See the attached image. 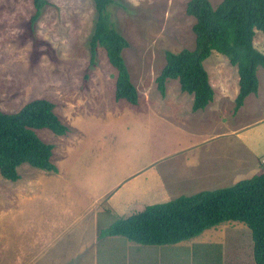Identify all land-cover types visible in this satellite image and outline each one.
<instances>
[{
	"label": "crops",
	"instance_id": "crops-1",
	"mask_svg": "<svg viewBox=\"0 0 264 264\" xmlns=\"http://www.w3.org/2000/svg\"><path fill=\"white\" fill-rule=\"evenodd\" d=\"M204 66L215 91L204 109L192 110L194 96L188 94L187 103L183 95L188 92H183L180 83L170 96L168 79L165 96L160 93L151 100L138 90L137 104L123 99L128 102V111L123 107L111 117V124L114 117L119 119L114 122V131L107 129L104 142L90 152L76 150L68 168L56 165L52 157L57 172L30 164L21 168L20 178L24 168L28 183L32 178L42 189L11 209L9 215H0L10 230L1 233L6 245L8 241L13 247L14 238L22 235L25 249L19 263L241 264L240 244L232 248L239 255L232 262L226 256L230 247L226 250L218 239L207 240L219 237L222 226L243 225L237 221L224 222L199 237L174 244L147 245L120 235L99 237V229L133 214L129 212L136 208L229 186L264 171V91L259 84L258 92L247 96L235 112L237 67L219 62L211 65L212 70ZM212 73L219 79L214 81ZM257 105L259 108H251ZM117 126L127 137L128 151L117 149L111 141L110 134L117 135ZM59 136L63 143L58 152L53 145L54 158L66 162L67 156L68 162L76 141L69 133L70 142L66 135ZM19 219L23 223L15 226ZM234 239L240 240L238 236ZM252 257L256 264L253 242Z\"/></svg>",
	"mask_w": 264,
	"mask_h": 264
},
{
	"label": "rangeland",
	"instance_id": "rangeland-1",
	"mask_svg": "<svg viewBox=\"0 0 264 264\" xmlns=\"http://www.w3.org/2000/svg\"><path fill=\"white\" fill-rule=\"evenodd\" d=\"M188 1L113 0L108 6L116 29L129 42L122 53L131 80L139 92H146L145 96L151 100L161 93L155 79L165 65V52L195 47V18L186 13ZM221 1L210 0L214 7ZM34 13V0H0V110L15 112L26 102L38 98L52 101L55 113L68 127L63 135L70 142L69 133L76 141L73 145L70 143L72 154L68 153V162L67 156L66 162H60L54 158V153L52 155V161L66 169L75 158L76 150L90 152L104 142L106 130L114 131V122L119 120L114 117L111 124V117L120 113L123 107L127 112L128 102L115 99L117 70L110 63L105 48L98 46L92 61L90 39L96 19L93 0H47L41 15L31 25ZM254 46L264 53L263 31L256 30ZM215 62L230 64L227 56L213 50L204 63L212 70L211 65ZM257 75L263 93V67H258ZM212 77L214 81L219 79L214 73ZM176 84H179L177 79H171L167 84L170 96L174 95ZM188 94L183 95L187 103L190 100ZM251 108H259V105ZM117 129V135L110 134L111 141L117 149L128 151V143L124 141L127 137H123L120 126ZM36 132L43 141L55 145L58 152L63 143L58 134L47 128L36 129ZM25 165L29 164L23 163L18 167L19 173ZM26 173L23 168V176L16 183L0 174L1 216L9 215L11 209L42 189L32 178L28 183ZM144 207L129 213L141 211ZM22 223L21 219L14 221L15 226ZM5 227L0 220V264H21L18 258L25 249L22 247V235H17L18 238L12 241L13 247H10L8 241L6 245V238L1 237V233L10 232ZM220 229L219 237L212 236L207 240L218 239L224 242L226 250L230 247L226 256L232 262L239 257L232 248L240 244L241 264H254L251 258V229L235 223ZM237 236L240 240L234 239Z\"/></svg>",
	"mask_w": 264,
	"mask_h": 264
},
{
	"label": "trees",
	"instance_id": "trees-1",
	"mask_svg": "<svg viewBox=\"0 0 264 264\" xmlns=\"http://www.w3.org/2000/svg\"><path fill=\"white\" fill-rule=\"evenodd\" d=\"M93 2L96 19L90 39L92 61L97 47L105 48L117 70L115 99L137 104L139 92L122 53L129 42L116 29L108 12L113 0ZM46 4L47 0H34L31 25ZM186 13L195 18V47L165 52V65L155 79L157 88L165 95L167 80L177 79L181 89L194 96L192 110L204 109L215 94L204 61L216 50L238 69L239 92L234 106V111H238L247 96L258 92L257 69H264V53L254 46L256 30L264 32V0H222L216 7L210 0H189ZM54 108L52 101L38 98L15 112L0 110V174L4 178L18 180V167L23 163L57 172L51 161L53 144L43 141L36 132L47 128L63 135L68 131ZM229 221L251 229L254 260L264 264V171L229 186L147 205L99 229V237L120 235L141 244H174Z\"/></svg>",
	"mask_w": 264,
	"mask_h": 264
}]
</instances>
